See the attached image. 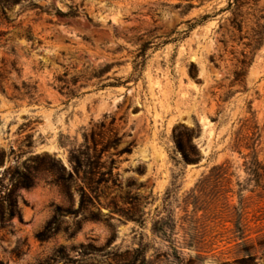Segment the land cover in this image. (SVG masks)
Listing matches in <instances>:
<instances>
[{"label":"rangeland","instance_id":"374dc122","mask_svg":"<svg viewBox=\"0 0 264 264\" xmlns=\"http://www.w3.org/2000/svg\"><path fill=\"white\" fill-rule=\"evenodd\" d=\"M235 1L35 0L44 12L25 2L8 11L0 262L232 264L250 254L264 264V0ZM71 7L78 18L52 11ZM188 21L198 23L179 35ZM241 53L252 64L230 87ZM181 127L196 132L197 163L176 148ZM17 173L34 185L9 198Z\"/></svg>","mask_w":264,"mask_h":264},{"label":"trees","instance_id":"16d2710c","mask_svg":"<svg viewBox=\"0 0 264 264\" xmlns=\"http://www.w3.org/2000/svg\"><path fill=\"white\" fill-rule=\"evenodd\" d=\"M27 3L29 7L39 9L41 12H44L43 8L39 7L35 0H0V41L8 35L7 31L1 30L3 26L9 27L14 21L9 17L8 11L11 10L14 6L21 4V3ZM238 1L236 0L234 4H237ZM232 6V4L230 5ZM179 8V7H178ZM192 5L189 4L185 7V9H192ZM53 14L59 18L62 19H75L78 18V9L77 8H70L69 12H62L58 9H53ZM85 17L90 21L89 16L85 14ZM239 14H234V19L231 22L232 28L234 31L241 33L242 32V25L243 22L238 20ZM91 22V21H90ZM198 22L192 23L191 21L187 22L188 29L187 31L179 33V35H187L188 32L193 30ZM258 35L261 36L260 32H258ZM27 39L31 41V38L28 36ZM259 40L262 39V36L258 38ZM178 38H174L171 40L172 42H176ZM241 41L242 38H239ZM259 40H256L255 44L260 43ZM152 46V42L146 41L142 43L141 47L138 50V53L135 57L134 61V73L137 75L140 73V71L144 68L145 62H146V54L148 49ZM247 47H251L250 44L246 45ZM255 49V48H254ZM242 59L238 60V66L236 70L233 72V80L231 81L230 87H233L235 85L243 86L245 84V80L248 74V69L250 68L252 64V58L248 57L245 53H241ZM213 61V60H212ZM12 68L16 70V66L13 64ZM18 72V70H16ZM73 82L75 80L73 79ZM17 89V88H16ZM23 90L25 95L29 97H33L36 93V87L35 86H29L26 83H23ZM71 96L75 97L76 94L73 92H70ZM178 131V134L175 136V142H176V148L181 152L183 159L185 163L191 164V163H197L201 156L200 151L197 145L194 143L193 138L196 136V132L194 130H189L188 128L181 127L180 129H176ZM84 153L77 151L72 153L71 156V162L74 165V172L77 174L82 168L85 167L84 161H83ZM61 166V169L65 171V168L62 166V164L59 162L57 163ZM17 180L16 183L13 186L12 191H10L9 198H12L16 191L21 188L29 189L33 187L34 182L31 178L26 176H21L17 173ZM70 177L73 178V173H70ZM88 196L81 192V208L82 210L85 209L84 205L85 203H88L87 200ZM13 200H11L12 204ZM0 211H1V205H0ZM237 231L240 233V238L243 239L244 237V231L240 226H237ZM258 245L260 247L264 246V239L260 240L258 242ZM246 253H248V250H245ZM0 264H4L0 262ZM232 264H258L256 262V258L250 254H246L241 259L235 260Z\"/></svg>","mask_w":264,"mask_h":264}]
</instances>
